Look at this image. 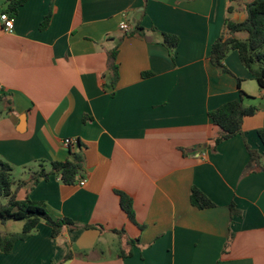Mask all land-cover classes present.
I'll return each mask as SVG.
<instances>
[{"label": "crops", "instance_id": "1", "mask_svg": "<svg viewBox=\"0 0 264 264\" xmlns=\"http://www.w3.org/2000/svg\"><path fill=\"white\" fill-rule=\"evenodd\" d=\"M252 1L27 0L13 33L0 23V160L21 174L19 199L81 227L54 239L42 222L0 264H264V172L244 174L247 146L264 154V91L238 52L225 60L229 73L210 61L226 21L244 22ZM123 23L145 34L129 36ZM162 33L180 39L173 56ZM241 90L259 111L215 148L209 113ZM80 145L84 184L53 175L31 188L41 162H64ZM194 187L216 206L194 207ZM116 191L133 197L136 223Z\"/></svg>", "mask_w": 264, "mask_h": 264}, {"label": "trees", "instance_id": "2", "mask_svg": "<svg viewBox=\"0 0 264 264\" xmlns=\"http://www.w3.org/2000/svg\"><path fill=\"white\" fill-rule=\"evenodd\" d=\"M27 0H6V7L3 9L11 18H15L19 9L25 5ZM231 10V9H229ZM247 18L242 23H235L227 20L223 34L213 43L210 61L221 72L229 73L225 66V60L231 52H238L242 64L250 71L254 80L264 91V0H253L245 5ZM51 14L48 15L41 25L42 29L48 28L51 21ZM244 33L247 38L242 40L237 37ZM136 34L144 35V30L135 27L129 36ZM180 39L176 35L162 33V43L173 56L178 47ZM118 50L110 53V69L112 73V83L116 84L119 78V65L117 64ZM146 73L143 76H150ZM5 95H0V105L5 102ZM246 99H253L244 91H240V99L228 102L218 109L209 113L215 126L220 128V135L214 140L215 148L221 143L230 140L243 131L244 120L255 116L259 108L255 105H246ZM259 137L264 145V129L258 131ZM249 153V163L245 170V175L264 172V154L247 146ZM86 157L83 145L77 151L71 153L70 159L64 162H51L49 164L40 163V170L31 177V188L42 181H48L51 176L56 175L64 185L75 186L81 184L84 176ZM13 167L0 160V222H23V230L18 234H6L0 231V253L9 254L12 252L17 241L25 240L34 234L40 223L44 222L52 228V236L58 238L60 234L70 229L72 231L81 228L70 218L55 220L46 207L42 204L27 199H19L20 186L14 190L16 185L13 178ZM120 197V204L129 220L135 221L134 199L123 191H116ZM191 203L194 207L204 210L214 208L215 203L198 187L192 189ZM234 213L241 214L235 210V205L230 206ZM88 227V226H86ZM124 231H116L123 233ZM233 238V237H232ZM231 241V240H230ZM136 241H131L134 244ZM228 245L229 242H228ZM132 256V254H130ZM73 254L66 257V261L72 260ZM126 257V255H122ZM65 261V262H66Z\"/></svg>", "mask_w": 264, "mask_h": 264}, {"label": "built area", "instance_id": "3", "mask_svg": "<svg viewBox=\"0 0 264 264\" xmlns=\"http://www.w3.org/2000/svg\"><path fill=\"white\" fill-rule=\"evenodd\" d=\"M0 23L3 25L4 30L8 33H13L15 30V18H11L6 12H4L2 9H0ZM121 31H123L126 34H130L134 31V26L128 24V23H123L120 26ZM1 89V86H0ZM263 98H264V93H263ZM73 140L67 139L65 141V146H71L73 144ZM86 181L83 179L81 180V184H84Z\"/></svg>", "mask_w": 264, "mask_h": 264}, {"label": "rangeland", "instance_id": "4", "mask_svg": "<svg viewBox=\"0 0 264 264\" xmlns=\"http://www.w3.org/2000/svg\"><path fill=\"white\" fill-rule=\"evenodd\" d=\"M6 7V0H0V9H4ZM4 105H0V110L4 109ZM13 178L14 180L18 183L20 179H22L20 172L17 170L13 173ZM20 198V197H19ZM22 225L23 222H10L6 227L1 225L0 222V230H12L13 232H22Z\"/></svg>", "mask_w": 264, "mask_h": 264}]
</instances>
